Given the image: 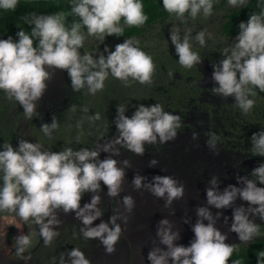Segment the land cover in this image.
<instances>
[{
    "label": "clouds",
    "instance_id": "1",
    "mask_svg": "<svg viewBox=\"0 0 264 264\" xmlns=\"http://www.w3.org/2000/svg\"><path fill=\"white\" fill-rule=\"evenodd\" d=\"M218 0H162L164 10L174 15L182 23L187 17L195 20L213 15ZM231 8H242L248 0H227ZM19 0H0V11L14 12ZM258 11H253L247 21L239 24V33L233 43L222 50L223 59L213 64L212 79L217 86L211 89L216 96L227 99L234 97L235 106L243 115L252 112L256 105L257 90L264 92V0H257ZM74 19L69 24L68 17ZM23 22L31 31L20 30L18 39L11 36L0 39V91L9 100L16 101L23 109L25 120L39 116L37 102L47 89L55 70L67 71L73 92L87 89L95 95L105 88V81L111 77L121 81L125 87L133 82L151 85L156 64L151 55L139 47L135 38L125 39L110 51L105 47L98 58L93 54L81 53L87 37L102 43L108 36H123L125 27H141L148 21L143 0H70V11L54 14L25 15ZM123 19V24L121 20ZM86 30V31H85ZM192 30H186L183 37L178 28H172L170 39L175 47L178 63L185 69H192L202 62L200 54L193 51L190 44ZM206 30L196 33L194 39L201 47L206 46ZM107 53V55H105ZM173 73L170 71L169 76ZM127 106L117 105L114 123L117 136L95 149L63 147L60 151L45 148L41 142L18 141V147L9 142L0 145V213L9 214L11 223L19 234L14 236L17 257L28 264L31 254L25 255L32 244L33 232L24 233L25 225H36L45 247H51L60 236L62 220L60 213L75 214L81 222L79 229L72 231L73 239L99 240L106 254L116 251L124 229L117 223L126 225L128 216L113 214L108 222L101 218L104 211L101 182L107 187L110 198L119 196L125 181V169L130 168L128 159L122 162L114 159L121 155V149L134 155L143 156L146 145H163L174 140L183 128L180 115L165 111L160 103L150 106L140 104L131 117L125 115ZM85 112L88 109H84ZM97 113L90 120H99ZM60 127L56 116L51 123H44L40 130L49 140ZM206 144L212 152H217L221 137L213 131L205 133ZM194 140L199 134L193 132ZM79 143V137L76 138ZM252 156L264 157V130L253 133L251 138ZM109 155L100 159V153ZM122 163V166H120ZM155 159L149 166H155ZM237 185L229 184L222 191L217 176L213 175L206 188L207 205L217 210L232 208L230 232L237 234L240 244L249 245L264 236L261 230L264 222V162H261L244 176H237ZM136 174L132 180L135 190L144 189L157 198L165 200L164 207L171 208L174 201L185 195V187L172 176L156 175L151 182ZM91 193V200L81 206L84 194ZM246 203L233 207L237 200ZM125 212L131 213L135 200L131 195L123 197ZM174 214V212L170 213ZM197 219L191 225L194 238L188 246L176 243L181 239L179 229L168 219L157 225L156 237L147 259L150 264H245L240 244L226 243L227 234L216 227L222 212L213 215L210 207L196 209ZM101 219L93 226L94 221ZM207 221V223H205ZM225 223L228 217H224ZM184 223H189L188 219ZM161 245L163 247H161ZM256 264H264V250L256 253ZM52 264H92L79 247L61 252L52 258Z\"/></svg>",
    "mask_w": 264,
    "mask_h": 264
},
{
    "label": "rangeland",
    "instance_id": "2",
    "mask_svg": "<svg viewBox=\"0 0 264 264\" xmlns=\"http://www.w3.org/2000/svg\"><path fill=\"white\" fill-rule=\"evenodd\" d=\"M222 12V9H214L213 15L211 17L205 19L203 16H198L195 20L188 18L186 14V22L184 23H182L173 15L170 18L158 20L145 29L143 27H139L136 33H125L127 30V27H125L123 36H108L103 43L93 37H87L84 47L80 49V52L82 54L88 52L98 58L99 53L103 52L105 47L109 48L110 51H114L116 44L123 43L124 40L128 38H135L139 41V47L152 56L153 61L156 64L155 73L159 72L161 74L163 71L168 73L171 71L173 73V75L169 76V78L171 80H175V84L168 87V93L170 94L169 99L167 100L165 99V96L159 94L157 101L163 105L165 111H175L173 109V104L168 103V101L175 103L176 101H189V99L194 96V91H196H193V89L185 84L184 77L186 75H190L200 80L204 75L202 71L198 69L199 64L190 70L179 65V57L176 55L175 47L171 43L170 39L171 29L178 28L180 30L181 37H183L186 30L191 29L192 35L190 38V44L192 45L193 51L198 52L200 56L205 54L210 58H218V61H220L221 58H224L221 53L223 48L229 47L236 37L225 35L221 32L220 24L222 22ZM121 24H123L122 21ZM204 30H206L207 33H211L212 38H208L206 36V46L201 47L194 37L197 32ZM7 38L8 36L6 35H0V39ZM105 55H107V53H105ZM176 73L182 75L181 80H176ZM53 80L58 81L56 70L54 71L52 79L48 81L47 85L51 84ZM114 82L117 87L119 86L117 89L119 92L116 91L119 94V98L114 101L112 106L110 105L104 109L108 104V101L111 100L110 92L113 88ZM121 86V81L111 77L110 75L105 81V88L103 91H100L95 95H90L88 94L87 89H84L82 90V94H79V96L70 93L68 95V100L62 103L60 110L55 111L53 114H48L46 113V110H42L39 113V116L34 117L32 120H25L23 116V109L20 105L13 107L12 109L11 104H9L7 107V101L11 102L14 100H9L4 92L0 91V145H2L4 142H9L14 147H18V141L20 139H26L32 143L41 142L44 144L45 148H50L52 151H60L66 146H70L73 149H79L81 147L95 149L96 147H94V145L97 142L100 134L107 132L106 130L113 128L112 126L115 125L113 122L117 113V105H125L122 102L125 101L127 96L124 94L123 90L130 92L131 90H135L136 92L139 89L141 90V84L138 82H133L130 87H125L124 85L122 87ZM156 86H159V83H156L154 88ZM131 94L134 93L131 92ZM14 105L15 103L13 106ZM143 105L150 106L153 104L144 101ZM1 106L4 107L5 111L2 110ZM39 108H37V110ZM85 108L88 109L87 112L84 111ZM208 108H210V106H208ZM183 109L187 110L188 108L184 107ZM16 111H18L19 114L16 113ZM97 113H99L101 117L99 120L89 119V117H92ZM53 116L57 117L60 127L53 133V139L49 140L46 136H44L40 128L44 123L50 124ZM183 116L184 115L181 116V118L184 119V121L182 120L184 125L183 128L187 130L196 128L190 121H188V118H190L192 115L189 116L187 114V118ZM111 131L117 130L111 129ZM219 134L224 135L222 131H219ZM77 137H79V143L76 142ZM187 140L188 138L185 139L183 137H176L174 140L166 142L165 144L169 145L170 147H174L175 145L179 146L187 143ZM194 146L201 147V145L198 144H194ZM108 155L109 153L104 152L102 158L101 155L100 158H106ZM203 156V151L191 152L190 154L191 159L202 158ZM215 157L223 158L224 156L223 154H220ZM113 158L116 160L118 159L119 162L123 161L119 156H114ZM91 195V193L84 194L81 200V206H83L84 203L90 202ZM99 195L101 197L104 196L105 198H110L107 195V187L104 186L102 182ZM117 198L118 197L110 198V200L108 199L106 202H104L101 208L104 209V211L107 210L108 207L114 208ZM72 214L73 213H70V215ZM109 218L101 219L105 222H108ZM11 219L12 217L9 214L0 213V231H5L6 226L11 223ZM101 219L94 221L95 225L99 224ZM80 226H82L80 221H65V223H62L61 227L58 229L60 236L56 239L54 244L51 247H45L43 240L39 235L38 227L36 225H25L23 228L25 234L30 231L34 233L32 244L25 253V255L29 253L31 254V260L28 262V264H52L53 257L58 258L61 252L70 250L73 247H79L82 251H84L86 256L91 261L94 256L96 257L98 255H103L104 259L100 264H117L115 261V254L118 251L123 252L122 246L120 245L126 244L128 247H130L129 238L123 233L119 243L116 245L115 253L108 255L106 254L105 249L100 244L99 240L86 241L83 238H72L73 228L75 227L78 230ZM122 229H125V227L122 226ZM6 231H11L12 245L14 243V236L19 234V230L14 226H9L7 227ZM128 255L129 258L124 260L123 264H131L132 251H130ZM11 264H24V262L17 257L15 249L11 250Z\"/></svg>",
    "mask_w": 264,
    "mask_h": 264
},
{
    "label": "flooded vegetation",
    "instance_id": "3",
    "mask_svg": "<svg viewBox=\"0 0 264 264\" xmlns=\"http://www.w3.org/2000/svg\"><path fill=\"white\" fill-rule=\"evenodd\" d=\"M201 58L202 62L199 63L198 69L202 71L204 76L200 80L190 75L184 77L185 84L193 89V91L196 90L194 91V96L189 101L184 102L176 101L175 103L168 101V103L173 104V109L175 110H171L173 114L184 115L183 117L186 118L188 117L187 114L189 116L192 115L188 118V121L196 128H191L190 130L182 128L177 135V137L188 138L187 143L179 146L175 145L174 147H170L167 144H163L162 146L160 144L155 146L146 145L143 156H137L127 150L121 149L119 157L122 160L128 159L130 162L142 158L162 159L173 163L172 165H181L185 174L193 176L200 184L208 185V181L215 175L220 185L229 181L233 185L240 186L237 184L236 177L249 174L259 163L264 162V157L252 156L250 151V138L252 134L264 130V92L257 90V96L254 98L256 100L254 109L248 115H243L235 106L234 97L225 99L214 95L211 91L213 87L217 86L212 79V73L214 70L213 64L219 62L218 58H210L205 54L201 55ZM56 74L58 81H55V93L50 95V97L43 94L42 98L37 102V108L40 106L37 110L38 113L46 110V113L53 114L55 111L61 109L59 105L68 100L70 93L77 96L82 94V91L73 92L67 71L56 70ZM181 76V74L176 73V80H181ZM53 82L54 80L51 83ZM156 83H159V86L154 88ZM174 84L175 80H171L169 73L163 71L161 74L159 72L154 74L151 85H141V90L139 89L137 92L131 90L134 94L123 90L127 97L122 103L126 106L128 105L125 115L131 117L136 107L143 104L144 101L151 104L159 103L157 101L159 94L165 96V99L168 100L170 97L168 87ZM50 85L47 86V89H49ZM184 107L188 109L184 110ZM182 120L184 121V119ZM112 127L106 130L107 132L100 134L94 147L117 136V131H111V129H116V126L113 125ZM210 130L216 132L221 137L217 152L215 153L206 144L207 136L205 133ZM219 131H222L224 135L219 134ZM193 132L199 134L198 139L194 140L192 138ZM194 144L201 145V147L194 146ZM197 151H203L204 156L202 158L191 159V152ZM220 154H223L224 157H215ZM175 175L169 174L172 177ZM259 186L264 187V185ZM108 199L110 200V198L106 197L104 202ZM243 204L247 206L245 202ZM102 210L104 211V209ZM106 211H104L103 219H107L108 217ZM256 222L264 224L259 219H256ZM261 230L264 232V225H261ZM235 236L238 238L236 233ZM13 249H15V246L14 243L11 245V231H7L6 236L4 235V231H0V264H11V250Z\"/></svg>",
    "mask_w": 264,
    "mask_h": 264
},
{
    "label": "water",
    "instance_id": "4",
    "mask_svg": "<svg viewBox=\"0 0 264 264\" xmlns=\"http://www.w3.org/2000/svg\"><path fill=\"white\" fill-rule=\"evenodd\" d=\"M54 93H55V81L51 83L49 89H47L44 94L50 97V95ZM103 153L104 152L100 153L101 158ZM151 160L153 159L142 158L134 161L135 163L140 162L142 164L144 163L147 164L146 167L142 165L140 169H137L139 170L138 171L139 174L155 175L156 173H158L156 171L157 168H154V166L151 167L149 166V162ZM155 160L157 161L156 165L163 166V169H165V173L167 176H169V174H176L175 176H173V178L184 185L185 195L181 200L174 201L171 208H165L164 199L157 198L144 189L137 190L136 197L141 199V196L143 194V198H145L142 199L145 201L139 202L141 207L137 208L138 213H141L136 219V224L140 226L139 228L140 230L138 229L137 231V236L144 235L148 239H153L156 236L157 225L159 221L162 219H168L170 220V222H172L175 225L174 230L179 229L180 234L186 235L187 239L191 241L194 238V233L191 230V225L194 224L197 219L196 209L197 207L206 206V207H210V210L212 211L213 215H215L217 211L222 212V216L217 221L216 227L220 229L223 233L227 234L228 239L226 240V243L229 244L240 243L239 239L235 236V233L229 231L232 222V208L217 210L214 207L208 206L207 198H206V188L208 187V185L200 184L195 180L193 176L186 175L181 165H172L173 163L166 162L162 159H155ZM145 182L147 183L151 181H145ZM229 184L231 183L229 181H226L225 183L220 185V190L222 191ZM243 203H244L243 201L238 199L233 205V207L240 206ZM172 212H174V214H170ZM114 214L116 213L114 212ZM224 217H228L227 223H225ZM185 219H188L189 223H184ZM205 223H207V221H205ZM128 237L130 239V235ZM130 242H131L132 252L135 255L136 253L133 248L132 241L130 240ZM188 243H186L185 246H188L189 245ZM150 249L151 246H143L142 252L148 253Z\"/></svg>",
    "mask_w": 264,
    "mask_h": 264
},
{
    "label": "trees",
    "instance_id": "5",
    "mask_svg": "<svg viewBox=\"0 0 264 264\" xmlns=\"http://www.w3.org/2000/svg\"><path fill=\"white\" fill-rule=\"evenodd\" d=\"M144 12L148 16V21L141 27L144 29L150 26L152 23L170 18L173 15L167 13L162 4V0H143ZM257 0H248V4L242 8H231L228 6L227 0H218L215 4L214 9H222V22L220 24L221 32L225 35L236 36L239 33V24L242 21H247L249 15L253 11H258L256 7ZM59 11H70V0H19L17 9L14 12H3L0 11V35L11 36L14 40L18 39L16 33L20 30L17 27L19 25L26 32L30 33L31 28L23 22V17L29 13L35 12L37 14H54ZM74 17H68V23L70 24ZM123 22V19L121 20ZM139 27H127L125 33H136ZM120 84V82H119ZM123 86V84L121 83ZM121 86V87H122ZM119 86L113 85L110 92V101L105 106H112L114 101L119 98V94L116 92ZM15 105L13 106V104ZM63 103V102H62ZM117 103V102H116ZM11 104V109L18 106L16 101H7V107ZM62 105V104H61ZM59 105V107H61ZM2 110L5 111L4 107L1 106ZM18 113V111H16ZM19 114V113H18ZM22 115V113H21ZM17 116V115H16ZM19 117V116H17ZM240 251L235 253L233 259L237 256L242 257L245 260V264H256V253L260 250H264V237L257 238L249 245H239Z\"/></svg>",
    "mask_w": 264,
    "mask_h": 264
},
{
    "label": "bare ground",
    "instance_id": "6",
    "mask_svg": "<svg viewBox=\"0 0 264 264\" xmlns=\"http://www.w3.org/2000/svg\"><path fill=\"white\" fill-rule=\"evenodd\" d=\"M131 165L132 166L130 168L125 169V176H126L125 181H124V184L122 186V191L120 192L119 196H117L118 198L116 200V204H114V208L108 207V209H107L108 211H106L108 213L107 219L109 217H111L114 214V212L116 214L122 213L123 215L128 216V222L126 225L124 224V222L122 220H119V219L117 220V223L121 224V227L122 226L125 227V229H124L125 235H127V236L130 235L129 242H130V240L132 241V245H133V248H134L135 253H136L134 255L132 252V255H131L132 261L131 262H132V264H150V261L147 259L148 253L142 252V249H143V246H151V248H152L154 242L158 243V241H157L158 238L155 236L153 239H148L144 235L143 236H137V231L140 228V226L138 224H136V219L141 214V213H138L137 208L141 207L139 202L145 201V200H142L145 198H143V194L141 196V199L137 198L136 197V191L137 190H135L132 186V180H133L134 176L139 171L137 169H140L142 167V165L144 167H146L147 164H145V163L142 164L140 162L135 163L134 161H131ZM154 168H157L156 171L158 172L155 175H161V176L166 175L165 169H163V166L155 165ZM140 175L146 177V181H152V178L155 176L154 174H152V175L140 174ZM126 195H131L133 197V199L135 200V207L130 214L125 212L123 204H122L123 197ZM101 199H102V203L99 205V207H101L104 204V201L106 200V198L104 196H102ZM59 217L63 223H65V221H71V222L72 221H78L77 219H75L74 213L72 215L61 213L59 215ZM93 226H95V222H94ZM180 235H181V239L179 241H177L176 243L185 245L186 243H188L190 241L187 239L186 235H184V234H180ZM120 246H122L123 252L118 251L115 254V261L117 264H123L124 260L129 258L128 254L130 253V251H132L131 242H130V247H128V245H126V244H124V245L121 244ZM161 247H163V246L161 245ZM103 259H104L103 255H98L96 257L94 256V258L92 259V264H100L101 261H103Z\"/></svg>",
    "mask_w": 264,
    "mask_h": 264
}]
</instances>
